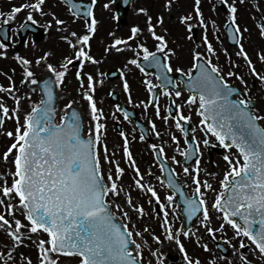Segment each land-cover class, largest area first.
Masks as SVG:
<instances>
[{"label": "snow or ice", "instance_id": "obj_1", "mask_svg": "<svg viewBox=\"0 0 264 264\" xmlns=\"http://www.w3.org/2000/svg\"><path fill=\"white\" fill-rule=\"evenodd\" d=\"M71 2L76 9L74 18H81V6L75 0ZM124 2L127 3V0ZM220 2L227 8L226 27L231 32V39L237 43V55L244 60L253 78L264 85V70L258 69L244 43V33L250 29L239 22L238 5L243 0ZM45 3L46 0H26L23 4L14 5L8 13L0 10V19H3L4 24L14 20L24 10H28L27 21L35 19V12L50 14L53 19L47 22V27L51 29L54 22L58 30L66 33L61 38L72 50V54L64 56L59 65L49 62L52 56L50 51L37 57L35 61L16 53L15 59L23 66L20 83L33 86L26 97L19 95L20 90L11 76H8L7 86L0 84V91L8 94L14 101V106L9 107L0 96V128L3 127L5 118L14 120L16 125L14 130L4 133L12 139V143L3 152V160L8 162L11 156L14 170H9L12 178L10 184L5 174L0 172V230L10 238V247L0 249V264H10L13 254L24 245L25 240H31L32 235L38 237L35 241L36 264H62V257L75 259L76 264H145V249H152L148 237L160 245H163L164 240L150 225L139 226V220L149 215L148 210L143 203L134 199L131 189L125 188L122 183L126 168L121 166L119 160H112L114 153H110L106 142L107 125L102 122L104 110L98 106L95 98L97 84L103 83L102 77L105 74L100 73L98 80L91 72L84 71L87 63H100L90 54V41L98 24L93 11L95 0L83 10L90 19L82 34L70 30L66 26L67 21L57 17L56 13H45ZM201 4L202 0H195L193 12L204 33L200 42L191 50L190 68L185 70L184 67L174 66L172 57L176 55V50L169 47L166 35L157 32L151 15H147V28L158 42L155 51L141 42L133 49L134 57L127 62L144 73L143 83L150 95L146 102L140 103L145 109L154 107L156 116H161L160 96L168 97L170 103L166 108L167 114L162 119L165 122L174 121L185 141L189 140L185 122L191 121L193 116L191 112L185 114L184 105L195 106V112L200 117L198 126L203 133L202 141L195 139L182 149L181 138L171 134L175 150L182 153L185 162L181 165L176 156H172L171 160L176 165H181L183 173L191 178L194 185L191 195H183L184 187L177 182L179 174L166 163L168 157L163 144L149 145L155 162H158V167L165 173L157 178L159 183L164 186L166 181L167 187L175 190L168 192L163 198L154 184L145 182V173L135 159L129 136L122 131L123 153L134 172L136 189L148 194L149 205L155 200L159 208L163 209L161 214L154 206L152 212L161 220L164 239L174 242L182 253L184 264H203L198 255L189 253L184 241V238H195L197 244L201 242L200 229L195 227L193 221L197 214L202 217L199 219L200 226L210 238L225 240L236 257L211 258L208 264H217L218 259L223 264H237V261L239 264H251L246 250L254 251L264 260V114L256 110L245 76L235 70L225 72L218 63L213 62L217 49L209 37V21ZM172 5L173 0H166L169 9ZM105 7L109 5L106 4ZM138 11L147 13V9L143 7ZM179 19L189 33L187 39L192 40L193 15H182ZM157 22L163 25L164 17L159 16ZM211 25L215 27L216 21L212 20ZM24 27L26 24L20 25V28ZM257 27L259 35L264 37V14ZM142 31L139 25L133 26L130 36L115 37L105 50L110 52L115 49L120 52L125 47L132 48L129 41L137 39ZM111 35L115 36L114 33ZM216 38L219 39V36ZM202 45L204 50H201ZM9 47L8 43L0 39V57L8 56ZM224 52L228 54L232 68H239L240 65L232 61L227 48ZM256 56L264 63V50L258 51ZM141 58L158 69L151 75L160 81L159 84L150 78ZM74 62L78 64L75 75L79 88L89 108L90 120L86 132L81 113L73 108L75 100H69L63 107L60 119H56L55 87L64 85ZM34 63L44 66L47 78L38 76L37 70L33 68ZM173 72L180 74L179 81L172 78L170 73ZM121 74H124V69H121ZM232 77L239 79L244 87L233 86L230 80ZM181 84L190 93L184 104L177 103V98L183 95ZM37 87L40 88L42 98L38 102L33 101L31 110L21 115L23 100L31 99ZM123 88L131 102L132 92L126 76ZM158 88L162 91H157ZM115 109L123 113L125 119L131 115L120 104ZM112 115L115 116V111ZM151 124L152 129L156 130L155 120ZM191 132L195 134L197 129L192 128ZM155 135L159 137L161 133L155 131ZM213 138L216 144L227 150L223 154L227 170L220 181L219 191L210 182L212 173H208L207 178L201 177L200 159H196L190 166L187 163L195 156H202L201 143L208 147L213 143ZM139 139L144 141L145 135L141 134ZM233 148L237 150L235 154L232 152ZM105 162L109 165L107 171L104 168ZM147 174L153 175L151 168ZM204 189L215 194L211 202ZM177 193L183 195L185 207L176 202ZM213 209L219 214L221 221L218 227L212 223ZM182 212H186V219L190 223L177 226L175 221ZM133 213L137 217L136 221ZM227 227L233 230L238 247L232 239L227 238ZM218 233L225 235L218 237ZM43 236L46 238H40ZM217 246L224 247L223 244ZM201 247L204 251L211 252L207 242ZM20 255L25 264H33L31 256L23 253ZM151 255L155 257L156 264H165L166 254L161 253L160 248L152 250ZM147 264H152V261L148 260Z\"/></svg>", "mask_w": 264, "mask_h": 264}, {"label": "rangeland", "instance_id": "obj_2", "mask_svg": "<svg viewBox=\"0 0 264 264\" xmlns=\"http://www.w3.org/2000/svg\"><path fill=\"white\" fill-rule=\"evenodd\" d=\"M101 1V0H97ZM107 3H109V7L113 11V7L117 0H105ZM161 1L163 0H153L154 2V8L148 9V6H150V3L148 0H134V4H132L130 11L127 14V19L125 22V25L121 28L122 30L118 29L115 20L113 18V13L110 9H102L99 15L98 13V24H97V31L93 35L90 43H91V55L95 56L97 60L100 61L99 64H90L87 63L85 65V72H91L94 76L97 77V79H100V73L106 74L107 69H112L113 65L117 64L124 69V74L116 79L109 80L105 77V75L102 77L103 83L97 84V90L95 93V98L98 102V106L104 110V117L102 118V122L106 123L107 125V135H106V142L110 139L111 135L115 133L114 131V121L118 120L115 116L112 115V113L116 110L114 108V103H112L108 98L111 95V92H108L109 90L116 91L119 95H122V97L126 98L129 102V99L126 97L127 91L123 88V79L125 76L127 77L131 92H132V101L130 102L133 107H135L139 112L140 116L143 120L147 122V124H151L153 120H155L157 124L156 131H159L161 135L164 137L168 144L167 148L170 151V154L172 156H176L177 159L180 160L181 153L177 152L175 150V146L172 143L171 139V132L177 129L175 127V124L173 121L169 120L165 122L160 118V122L156 119V111L155 108L150 106L148 109H145L142 105V101H147V89L145 84L143 83L144 80V73L139 70L134 65L128 64V60L134 57L135 53L133 49H135V41L139 44L141 42L145 43L150 50H154L156 47V44L158 43L149 33L147 28V15H151L153 17L152 23H156V30L159 34L166 35L167 39L169 40V47L174 48L176 50V55L172 58L179 63H185L188 60L191 59V50L194 47L196 43H199L200 40L203 37V31L201 30V26L199 25L198 20L195 18V13L193 12L195 0H177L179 2H176L172 5L171 9H166L164 5H160ZM175 1V0H173ZM26 0H1L0 1V10L7 13L8 9L11 7L12 4L20 5L25 3ZM156 2V3H155ZM164 2V1H163ZM162 2V3H163ZM105 6V5H104ZM44 7L45 13H56L57 17L65 16L67 13L63 9V7L56 2V0H46ZM145 8L147 9V13H140L138 10L139 8ZM202 11L204 12L207 10V12L210 10L208 7V0H202ZM27 11L24 10L21 11L19 14L16 15V18L10 23L12 24L13 32L16 33L19 25L26 20L27 17ZM191 14L193 15L192 23L195 27L200 30L198 31V38L196 42L190 40L193 45H190L187 40V37L189 35L186 27L184 24L180 21V16ZM164 17V23L163 25H160L157 22V18L159 16ZM165 15V16H164ZM35 19L34 22L38 23L42 26V28L46 32V36L43 40L40 42H33L32 40L25 42V43H19L16 34H14L11 46L7 49L8 56L6 58L0 57V84H4L5 86L8 85L9 80L8 76H11L17 85V88L20 90L19 95L26 97L28 91L31 87L30 85H22L20 83L22 77H23V66L15 59L16 53H19L20 55H23L27 57L28 59H32L35 61L37 57L40 55H43L45 52H51L52 56L50 57V61L52 63H55L59 65L63 61V57L66 55H71L72 50L69 48L68 44L62 40V36L66 33L58 30L57 26L53 22V26L51 29L47 27V22L49 20H52L53 17L49 15H43L39 12L34 13ZM69 19V18H68ZM67 19V20H68ZM3 23V19H0V24ZM69 27L72 28V25L75 23L73 20H70ZM139 25L143 31L138 34V38L135 39L133 42L129 41V44L132 45V48L125 47L123 51L117 52L115 49L112 51H106V47L111 45L112 40L115 37H124L126 38L127 35L131 34V28L133 26ZM78 26V25H77ZM85 26V24H84ZM69 28V29H70ZM80 30L83 29V27H79ZM167 30V31H165ZM112 33L115 34V36L111 35ZM210 39L212 40L214 46H216V37L214 34H209ZM31 39V38H30ZM201 50H204L203 45L201 46ZM76 62L72 66H70L69 73L66 77L65 83L63 86L58 87V103H57V119H60V116L63 114V107L66 103H68L69 100H75L76 106H79L82 110V116H83V122L85 125V132L87 129L88 121L90 120V114H89V108L87 101L82 98L81 90L79 88V81L76 78V71L78 68V64L76 65ZM33 68L37 70L38 76L40 78H45L47 76L46 70L43 65H35L33 64ZM15 69L13 72L12 70ZM0 96L4 98V102L9 106H14L13 99L3 91H0ZM42 98L41 92L39 88H36V91L32 94L31 99L25 98L22 102V113L25 111H30L32 102L36 101L38 102ZM124 100V99H123ZM126 129L128 128L129 133H132V135L135 134V129L131 125L130 122H126ZM152 125V124H151ZM15 121L5 118V123L3 127L0 129V172H3L5 174L6 179L8 180V183H11V176L9 175V170H14L13 165L11 163V156L9 157V161L5 162L3 160V152L6 150V148L12 143V139L8 136H6L4 133L7 130H14L15 129ZM131 138L130 136V144H131ZM114 139V138H113ZM108 144V143H107ZM121 139L117 138L116 143L110 142L108 144L110 153H114L112 155V160L116 161L119 160L121 163V166L126 168V173L124 174L122 178V183L125 185V188H130L133 194L134 199L139 202L143 203L145 208L148 210L149 215H146L143 219L139 220L138 224L140 227H143L145 225H150L151 229L155 231L157 234L161 235L162 240H164L163 245H160L154 241H151V237H148L149 241L152 243V249H145L144 253V260L145 264H147L148 260L152 261V264H156V259L151 255V251L155 248H160L161 253L166 254L165 256V264H184V259L182 253L178 250L177 245L174 242H169L166 239H164L163 236V227L161 224V220L156 217L152 209L155 206L157 211H160L161 214L163 212V209L159 208V206L156 204L155 200H153V204H148V194L140 192L138 189H136L133 180L129 181L128 173L131 172L134 174L131 167L128 166V162L126 160V156L124 153H122L121 148ZM131 146V145H130ZM132 151L135 154L136 161L142 171L145 173V182H151L157 187V190L160 192L162 198L166 196L168 193V190L166 189L165 185L161 186V184L158 181V177L155 174L154 166L152 165V160L149 158L150 155L147 152V148L143 147V145L140 144L139 141L133 140L132 143ZM173 162V161H172ZM174 163V162H173ZM182 165V164H181ZM180 166V165H179ZM153 167V168H152ZM105 171L108 170L109 165L107 162L104 163ZM151 168V171L153 175L149 176L147 174L148 169ZM181 171L182 167H181ZM225 170L223 167L219 168H210V166L203 165L201 167V177L207 178L208 173H212L213 175L210 177V182L213 183L214 188L219 191L220 190V181L223 179L222 174H224ZM190 180L191 178L188 177ZM135 179V175H134ZM194 187V186H193ZM207 192V196L209 201L211 202L214 199V193L211 191H208L207 189H204ZM177 202V200H176ZM171 212V209H169ZM134 221L137 220V217L135 213L132 214ZM212 223L213 226L219 225L221 222L219 219V214L215 212V210H212ZM23 218V217H21ZM202 218L201 216L199 219ZM171 219V216H170ZM199 219L195 223V227L200 229V236H201V242L200 244H197L195 242V238L189 240L188 238H184L185 244L188 248V251L192 255H198L202 257L204 263L208 264L209 260L211 258H218L222 257L223 255L217 251L214 244L210 240L209 234L200 226ZM176 225L179 226V224L183 223L181 215L179 218L175 221ZM221 234L218 233V237ZM230 235V236H229ZM226 236L229 239H232V242L234 244L238 245L237 238L234 236V232L230 227H227ZM45 238V236L40 237ZM38 237L36 235H32L31 240H25L24 245L20 246L17 251L13 254L14 258L12 261H10V264H25L23 259L21 258V253H23L26 256H31L33 259V264H36L37 260V251L35 249L31 250L28 249L30 244L36 245L35 241H37ZM220 240V239H218ZM224 242L230 249L231 252L228 256L230 259H235V253L230 245L226 243L225 240H221ZM207 242L210 245L211 252L208 254H204L203 249L201 245L203 243ZM23 246L25 248H23ZM10 247V238L7 237V235L0 230V249L8 248ZM25 249H27L25 251ZM246 254L249 256V260L251 261V264H264V260H261L259 255L255 253L252 250H246ZM62 264H76L75 259L62 257ZM217 264H223L222 261L219 259L217 260ZM237 264H239V261H237Z\"/></svg>", "mask_w": 264, "mask_h": 264}, {"label": "flooded vegetation", "instance_id": "obj_3", "mask_svg": "<svg viewBox=\"0 0 264 264\" xmlns=\"http://www.w3.org/2000/svg\"><path fill=\"white\" fill-rule=\"evenodd\" d=\"M56 2L58 4H60L63 7V9L65 10V12L67 13V15L60 17L61 19H64L65 21H67L66 26L68 28H70L68 22L70 20H73L75 23L72 25V28H70V30L77 31L78 33L82 34L84 32V28H85L84 24H86L90 19V18L86 17L83 10H86L88 5L93 4V0H86V1L83 0L82 1L81 18H79V19L74 18L75 13L72 12L71 8L68 5H66L64 2H61L58 0H56ZM117 3L118 2L115 3L113 9H115V7L117 6ZM149 3H150V7L154 6L153 1H151ZM106 4H109V3H107V1H105V0H101V1L95 0V3L93 5V11H94V14L96 16V19H98V16L100 15L99 12H101L102 9H110L111 10L110 7L106 8L104 6ZM163 4L166 6V1L163 2ZM14 5L15 4H12L11 8ZM238 6H239V17H240L239 22L241 23V25L243 27L250 29V31H246L244 33L245 46H246L247 50L250 52V54L252 55L253 61L257 64L258 69L264 70V63L260 62L256 56V53L258 51L264 50V37H261L259 35V29L257 27L258 22L262 18V14H264V0H243V3H239ZM208 12H211V11L209 10ZM98 13H99V15H98ZM206 13H207V10L205 11V14ZM227 15H228L227 8H226V6H224L221 3L220 5H218L216 7L215 12H212L210 15L206 14V16H205L206 19L209 21V34H212V35L214 34L215 37L219 36V39H218L219 43H216V46H215L217 49V55L215 57H213V62L218 63L221 66L222 70H224L225 72L227 70H235V71H237L240 74L245 76V79L248 80V87L251 89V94H252L253 100L255 101V108H256V110L260 111L261 114H264V85H262L258 80L253 78V76L249 73L248 67H247L246 63L244 62V60L237 55L238 46L237 45L230 46L228 44V42L226 41V36L228 35L227 31H226ZM212 20L216 21L215 27H213L211 25ZM80 26L83 27L82 30L79 29ZM225 48H227L228 53L231 54L232 61H234L235 63L240 65L239 68H236V69L232 68V65L229 63V56H228V54H226L224 52ZM172 62H173L175 67H184L185 70H187L188 68L191 67L190 61L185 62V63H179L178 61L172 59ZM113 67L120 68V66L117 64H115ZM173 73H175V72H173ZM154 79H156V77H154ZM230 80H231V84L233 86L240 87V88L244 87L241 84V82L239 81V79H237L236 77H232V78H230ZM177 81H179V79H177ZM110 92L116 93L117 96L119 97L120 101L125 103L127 106H130V107L136 109L135 107H133V105L130 102H128V100L126 98L122 97V95H119L116 91L112 90ZM182 92H183L182 97L177 98V103H179V104H184L186 97L190 94L189 92H187L185 90H182ZM126 97L129 99L128 93H126ZM160 97H162V101H163L161 104V116L160 117H163L167 114L166 108L168 105L169 98L166 96H160ZM234 98H235V94H234ZM132 99H133V97H132ZM183 110H184L185 114H188L189 112L192 113L193 118L191 121H189V123L191 124L192 128L197 129V132L195 134H193V138L201 139V141H202L203 133L199 129V126H198L200 117L195 112V106L189 107L188 105H184ZM117 114H118L117 115L118 120H116V121L121 123V127H122V129L120 131L126 132L129 137L130 136L135 137L134 139L131 138V144H130L131 149H132L133 140L139 141L140 144L143 145V147L147 148V152L150 155L149 158L152 160V165L154 166V169H155V174L159 177L162 176V170L158 167V162H155L154 154L152 153L149 145L152 143L164 145L165 152H166V155L168 157L167 161L172 163L173 167L176 169V172L179 174L178 177H179L180 181L184 184L188 194L191 195V192H192L194 185L192 184V181L188 178V176H186L181 171V165L179 166V165H176L175 163L172 162V160H171L172 155L170 154V151L167 148L168 142L165 139H163L164 137L162 135L157 137L155 135V132H153L151 135V131H150V138L147 140L141 141L139 139V136L141 135V133L139 132V130L136 126L137 124L134 121V117L132 115H130V117L128 119H125L123 113L117 111ZM174 115H175V112H174ZM136 118L143 120L141 118L140 112L138 110L136 111ZM116 121H114L115 133H113V135H111V137L107 143L109 144L111 141L116 143L117 138H120L121 144H122L121 148H122V152H123V139L121 137V132L119 133L115 129ZM143 121H145V120H143ZM126 122H130L131 125L134 126V128H135V134L134 135H132V133H129L128 129H126V124H125ZM145 123L147 124L146 121H145ZM148 125H149L148 126L149 129H152V125L151 124H148ZM172 133H174L176 136H179L181 138L180 147L182 149L187 147V143L192 142L193 138H189L188 141H185V139L183 137V133L179 129H175L174 131L171 132V134ZM171 141L174 144V146L176 147L175 142L173 140H171ZM211 146L221 147L223 149V151L222 152L219 150H213L212 151V150H210L209 146L205 147L201 143V151H202L203 155L198 157V159L201 160V167L203 165L205 166V164H206V165L210 166V168L218 167V169H219V168L223 167L224 170L226 171L227 165L223 159V154L227 150H225L222 146L216 144L214 141V138H213V143L211 144ZM236 151L237 150L235 148L232 149V152L234 154L236 153ZM179 153H181V152H179ZM180 161H181L182 165L185 162V158L182 155V153H181Z\"/></svg>", "mask_w": 264, "mask_h": 264}, {"label": "water", "instance_id": "obj_4", "mask_svg": "<svg viewBox=\"0 0 264 264\" xmlns=\"http://www.w3.org/2000/svg\"><path fill=\"white\" fill-rule=\"evenodd\" d=\"M65 1L69 2V3L72 5L71 0H65ZM131 1H132V0H127V3H125L124 0H121L120 5L118 6L119 18H120L121 23H122L123 20L125 19V15H126V12H127L128 8H129V6H130V4H131ZM6 27H8V26H6ZM4 28H5V27H4ZM30 31H33L34 34L37 35V32L39 31V27H36V26H34V25H32V24H29V23H26V27L21 28V31H20V33H19L21 39H22V40H25L26 37H27V34H28ZM5 32L7 33V35H5ZM1 36H2V38L4 39V41H5L6 43H9V39H10V31H9L8 28L5 29V30L2 32ZM142 62H143L145 65L147 64L146 61H142ZM157 71H158V70H155V72H157ZM108 76H109L110 78H114V77H117L118 74H113V73H111V74H108ZM41 87H42V85H41ZM54 87H55V86H54ZM185 87H186V86H185ZM186 88H187V87H186ZM187 89H188V88H187ZM55 91H56V87H55ZM56 100H57V91H56V98H55V100H54V106H55V107H56ZM73 108L76 109L77 111H79L75 106H73ZM79 112H80V111H79ZM177 194H180V196H179V203H180L181 207H185V205L183 204V195H185V191H184V194H183V195H182L181 193H177ZM182 215H183V217H184L185 223H190V222H188L187 219H186V215H187L186 212H182ZM199 215H200V214H197V217H193V221H194V222H195V220L198 218ZM215 244H216V246H217L218 244H223V243H221V242H219V241H215ZM223 245H224L223 248H219L218 246H217V248H218V249H219L224 255H228V254L230 253V250L226 247L225 244H223Z\"/></svg>", "mask_w": 264, "mask_h": 264}, {"label": "trees", "instance_id": "obj_5", "mask_svg": "<svg viewBox=\"0 0 264 264\" xmlns=\"http://www.w3.org/2000/svg\"><path fill=\"white\" fill-rule=\"evenodd\" d=\"M203 252H204V254H208V253H210V252H206V251H204L203 250ZM200 257V256H199ZM201 258V260L203 261V259H202V257H200ZM203 263H204V261H203Z\"/></svg>", "mask_w": 264, "mask_h": 264}]
</instances>
